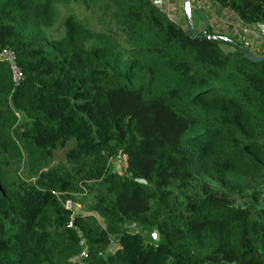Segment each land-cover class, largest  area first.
<instances>
[{"label": "trees", "instance_id": "16d2710c", "mask_svg": "<svg viewBox=\"0 0 264 264\" xmlns=\"http://www.w3.org/2000/svg\"><path fill=\"white\" fill-rule=\"evenodd\" d=\"M194 10L197 35L154 0H0V264H264V60Z\"/></svg>", "mask_w": 264, "mask_h": 264}, {"label": "crops", "instance_id": "0c3cea01", "mask_svg": "<svg viewBox=\"0 0 264 264\" xmlns=\"http://www.w3.org/2000/svg\"><path fill=\"white\" fill-rule=\"evenodd\" d=\"M154 2L171 17L179 16V0H154ZM195 3L200 4V7L207 11L206 14L213 17L209 22L216 32L233 38L256 55H264V24H246L233 10L225 9L213 0H195ZM196 4L191 6V10H197L207 21L206 14L200 11V7L197 9Z\"/></svg>", "mask_w": 264, "mask_h": 264}, {"label": "rangeland", "instance_id": "374dc122", "mask_svg": "<svg viewBox=\"0 0 264 264\" xmlns=\"http://www.w3.org/2000/svg\"><path fill=\"white\" fill-rule=\"evenodd\" d=\"M192 1L195 3V0H191V6L194 5L192 4ZM195 7L197 9H199L198 7H200V4H196ZM200 11L203 12V14H206V12L204 11L203 7H200ZM184 0H179V12L178 15L179 16H175V20L177 21H183L185 22V16H184ZM177 15V14H176ZM207 17V21H212V16L209 15H205ZM194 17L196 18V20L199 22L200 21V13L196 10H194ZM210 23V22H209ZM4 154L10 159V166H11V170L15 173H22L23 169H24V164L23 163H19V155L17 153V151L14 148L11 147H7L6 149H3ZM112 159H110L111 161ZM112 163L114 165V169H117L118 171H125V168L127 167V157L126 156H120L117 159L112 160ZM96 204V196L94 193H80L77 195H74L73 197H70L67 201V206L68 208H70L71 210L74 211L75 214H81L83 216H87V215H94L98 221L100 222L101 225L105 226V222L104 219L101 218L99 216V214L95 211L94 207ZM117 244L115 242L112 243L111 247L107 250V251H114L117 249ZM86 253V251H85ZM84 253H82L79 257H77L75 260L80 262L81 264H85L84 263V258H86V255H83Z\"/></svg>", "mask_w": 264, "mask_h": 264}, {"label": "water", "instance_id": "95a60500", "mask_svg": "<svg viewBox=\"0 0 264 264\" xmlns=\"http://www.w3.org/2000/svg\"><path fill=\"white\" fill-rule=\"evenodd\" d=\"M184 9H185V13L187 15V19L189 21V26H190L191 31L193 32L194 35H197L198 33H197L196 28H195V21L192 18L191 0H184ZM231 42L235 43L237 46H239L241 48V50H243L245 52L246 56L248 58H250L251 60H254V61L264 60V55H262V56L256 55V54L250 52L249 50H247L244 46L240 45L239 43H236L234 41H231ZM107 159L110 160V158L108 156H107ZM154 238L156 240L160 239V234H159L158 230H155Z\"/></svg>", "mask_w": 264, "mask_h": 264}, {"label": "built area", "instance_id": "2783aa9c", "mask_svg": "<svg viewBox=\"0 0 264 264\" xmlns=\"http://www.w3.org/2000/svg\"><path fill=\"white\" fill-rule=\"evenodd\" d=\"M0 60L2 61H8L11 65V69L13 72V79L16 85H19L21 80L23 79V72L21 68L19 67L17 61H16V56L13 51L11 50H6L5 52L0 54ZM68 207V206H67ZM83 255H86L85 252H83Z\"/></svg>", "mask_w": 264, "mask_h": 264}]
</instances>
